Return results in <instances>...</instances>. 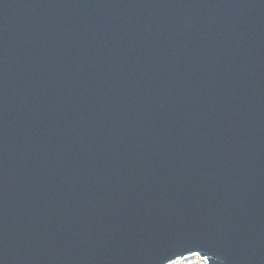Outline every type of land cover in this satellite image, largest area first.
I'll use <instances>...</instances> for the list:
<instances>
[{"label": "water", "instance_id": "obj_1", "mask_svg": "<svg viewBox=\"0 0 264 264\" xmlns=\"http://www.w3.org/2000/svg\"><path fill=\"white\" fill-rule=\"evenodd\" d=\"M264 264V0H0V264Z\"/></svg>", "mask_w": 264, "mask_h": 264}, {"label": "bare ground", "instance_id": "obj_2", "mask_svg": "<svg viewBox=\"0 0 264 264\" xmlns=\"http://www.w3.org/2000/svg\"><path fill=\"white\" fill-rule=\"evenodd\" d=\"M192 262H196L197 264H205L204 261L200 260V258L198 256H195V257H190V258H187L185 260H182V261H179V262H176L174 264H190Z\"/></svg>", "mask_w": 264, "mask_h": 264}, {"label": "rangeland", "instance_id": "obj_3", "mask_svg": "<svg viewBox=\"0 0 264 264\" xmlns=\"http://www.w3.org/2000/svg\"><path fill=\"white\" fill-rule=\"evenodd\" d=\"M190 264H197L196 262H192V263H190Z\"/></svg>", "mask_w": 264, "mask_h": 264}]
</instances>
